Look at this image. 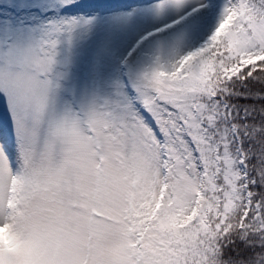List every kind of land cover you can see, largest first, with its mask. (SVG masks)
<instances>
[{
    "label": "snow or ice",
    "instance_id": "snow-or-ice-1",
    "mask_svg": "<svg viewBox=\"0 0 264 264\" xmlns=\"http://www.w3.org/2000/svg\"><path fill=\"white\" fill-rule=\"evenodd\" d=\"M50 6L35 26L0 19L17 149L13 167L0 143V225L43 241L50 264H264V0L125 5L93 90L68 98L61 52L100 19L77 0ZM147 14L168 22L129 46Z\"/></svg>",
    "mask_w": 264,
    "mask_h": 264
},
{
    "label": "rangeland",
    "instance_id": "rangeland-1",
    "mask_svg": "<svg viewBox=\"0 0 264 264\" xmlns=\"http://www.w3.org/2000/svg\"><path fill=\"white\" fill-rule=\"evenodd\" d=\"M153 0H77V3L90 5L91 8H84L85 15H95L100 19L95 34L90 39L80 40L78 37L70 49L61 52L60 59L67 63L61 65L67 72L64 80V91L62 96L68 98L72 91L77 95L89 94L95 82V64L100 55V42L111 27L109 18L128 11L125 5L133 7H145ZM51 0H0V19L6 16L15 17L21 24L35 26L45 23L48 19L57 14V10L50 6ZM60 15L66 14L64 9L58 10ZM76 15V12L67 13ZM168 20L147 14L142 17L138 25L127 29L122 33L123 39L128 41L129 46L139 38V34L151 31L153 27H159ZM174 32L165 31L160 34L159 41H168ZM158 40H153L146 46V51L156 52ZM198 41L188 39L184 43L185 50L188 47L196 46ZM0 143H5L10 149L13 167L16 156V137L11 129V117L7 112L6 105L0 102ZM8 254L7 260L5 254ZM0 264H50V252L47 245L41 240L18 241L8 231L7 226L0 225Z\"/></svg>",
    "mask_w": 264,
    "mask_h": 264
}]
</instances>
